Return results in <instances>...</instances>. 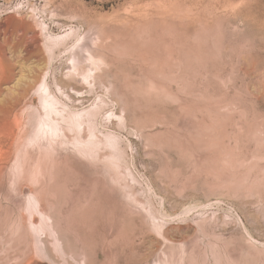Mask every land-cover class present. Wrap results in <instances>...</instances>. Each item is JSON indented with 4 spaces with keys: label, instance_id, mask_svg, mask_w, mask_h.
Wrapping results in <instances>:
<instances>
[{
    "label": "rangeland",
    "instance_id": "374dc122",
    "mask_svg": "<svg viewBox=\"0 0 264 264\" xmlns=\"http://www.w3.org/2000/svg\"><path fill=\"white\" fill-rule=\"evenodd\" d=\"M44 66L91 112L33 111L30 138L63 123L40 134L52 264H264V0H0V108L35 97ZM33 210L1 204V257ZM39 242L29 264H49Z\"/></svg>",
    "mask_w": 264,
    "mask_h": 264
},
{
    "label": "bare ground",
    "instance_id": "6f19581e",
    "mask_svg": "<svg viewBox=\"0 0 264 264\" xmlns=\"http://www.w3.org/2000/svg\"><path fill=\"white\" fill-rule=\"evenodd\" d=\"M44 38L45 42L50 41L47 36ZM90 61L94 66H97L99 63H105V59L102 58L94 60L90 57ZM47 72V67L44 66L40 73L41 76L35 97L23 103L18 109H15V106L12 104L4 106L2 109L0 108V206L4 203L9 211H13L18 204L22 203L25 204V206H30L32 202L34 208L29 214L31 219L29 220L28 217V220L24 219L21 224L20 222H16L17 227L12 232L13 236H15L16 233H18L19 236L22 234L27 236V239H24L22 242L24 244L23 253H21L19 257L10 256L8 254L1 257L0 255V264H29V260H27V256L30 255L28 242L35 241H40V254L49 261V264H52V253H54V249L51 247L52 249L49 250L44 245L42 239H40L41 234H44L45 237L48 236L47 238L52 240L55 251L59 250L61 257L65 255V250L56 226L52 205L53 199L47 198L42 194L46 187L45 180L41 182V177L45 174V164L42 162L43 153L39 150L42 144L40 134L45 129L44 124L48 126L51 134L57 138V132L61 126H63V123L58 121L53 122L52 119L49 121L50 123L45 122L43 124V121H40L36 124V130L31 138L28 134L30 132L34 110L40 112V116L43 115L46 119L52 112L69 113V122L74 126H79L81 123L80 121H88L91 117V112L88 109L82 112L69 109L62 101L63 92L61 88L49 82L47 77L49 74ZM68 98L70 97L68 96ZM37 102L41 103V110L35 106ZM77 138L78 137H75L74 140L76 143H79L80 137L78 140ZM48 143L51 145L52 141ZM58 144L56 147H53L55 150L61 148L59 142ZM71 150L77 151V155L79 154L76 146H71ZM56 154L55 152V157ZM83 159L85 160V156ZM87 161H89V159ZM32 168L34 175L30 176L28 172ZM15 172L22 173L23 178L20 184L16 183ZM4 184L6 187L8 186L7 192L4 191ZM34 184L37 185L40 193L32 189ZM18 194H27L28 197L26 199H20L18 202V198H16ZM29 195L31 197H29ZM22 218L23 215H21L19 221Z\"/></svg>",
    "mask_w": 264,
    "mask_h": 264
}]
</instances>
